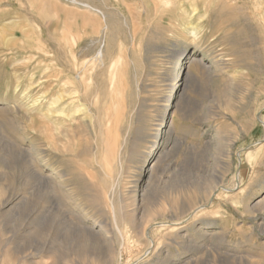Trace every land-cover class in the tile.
I'll return each mask as SVG.
<instances>
[{
	"label": "rangeland",
	"instance_id": "374dc122",
	"mask_svg": "<svg viewBox=\"0 0 264 264\" xmlns=\"http://www.w3.org/2000/svg\"><path fill=\"white\" fill-rule=\"evenodd\" d=\"M263 94L264 0H0V264H264Z\"/></svg>",
	"mask_w": 264,
	"mask_h": 264
},
{
	"label": "bare ground",
	"instance_id": "6f19581e",
	"mask_svg": "<svg viewBox=\"0 0 264 264\" xmlns=\"http://www.w3.org/2000/svg\"><path fill=\"white\" fill-rule=\"evenodd\" d=\"M169 1V0H168ZM172 1V3H173V0H171ZM176 1V0H175ZM182 1V0H181ZM189 1H191V0H189ZM202 1V0H201ZM144 2V1H143ZM184 2H186V1H184ZM193 2V1H192ZM197 2H199V1H197ZM142 3V2H141ZM152 3H153V1H152ZM165 3H168V2H164V4ZM176 3V2H175ZM180 3V2H179ZM188 3V2H187ZM196 3V2H195ZM143 4V3H142ZM181 4V3H180ZM145 5V4H144ZM160 5V4H159ZM162 5V4H161ZM168 5H169V3H168ZM171 5V4H170ZM192 5V4H191ZM153 6H155V5H153ZM164 6V5H163ZM182 5H180V7H181ZM146 7V6H145ZM165 7H164V11H165ZM195 9V8H194ZM159 10V9H158ZM174 10V9H173ZM163 11V10H162ZM161 11V12H162ZM155 12V11H154ZM159 12V11H158ZM165 12H167V11H165ZM164 12V13H165ZM189 18V17H188ZM194 36V35H193ZM264 95V94H263ZM159 132H160V130H159ZM158 134V133H157ZM162 138V137H161ZM160 141H161V139H160ZM160 141L158 142V143H160ZM48 175V174H47ZM39 176H41V175H39ZM51 176H45V177H39V181L40 182H42V184L43 183H45V182H49L50 180H51V178H50ZM60 178V177H59ZM94 182V181H93ZM96 183V182H95ZM49 184V183H48ZM50 184H51V182H50ZM91 184H92V182H91ZM44 185V184H43ZM95 186H97V184L95 185ZM102 186V185H101ZM100 187V186H99ZM90 188V187H89ZM107 192H106V190H105V188L104 189H102L99 193H97V195H96V201H98V200H101L100 202H101V204L104 206V207H106V208H109L110 209V212H113V207H112V201L111 202H109V200H108V198H107ZM109 196V195H108ZM4 207L5 208H7V207H10V203H6L5 205H4ZM101 211H102V209H101ZM104 211H106V210H104ZM115 211V210H114ZM84 214V213H83ZM113 215V214H112ZM82 217V216H81ZM113 217H114V215H113ZM115 220V219H114ZM81 221V220H80ZM92 223V227H91V232L93 233V234H96V235H98L99 234V231L96 229V228H98L99 226H101L104 230H105V228H104V226L102 225V223L100 222V221H93V222H91ZM104 224V223H103ZM115 224H116V222H115ZM117 225V224H116ZM80 226V225H79ZM117 229V228H116ZM117 231H118V229H117ZM106 231H104V233H105ZM103 233V232H102ZM120 234H121V232H119ZM91 234V233H90ZM98 237V236H97ZM9 241V240H8ZM47 253V252H46ZM2 256V255H1ZM7 257H8V255H7ZM4 258H6V257H4ZM3 258V259H4ZM6 259H8V258H6ZM10 259V258H9ZM5 260V259H4ZM4 260H2V261H4ZM6 261H8V262H10V260H5V262ZM0 262H1V260H0ZM2 264H3V262H2ZM7 264V263H6Z\"/></svg>",
	"mask_w": 264,
	"mask_h": 264
}]
</instances>
